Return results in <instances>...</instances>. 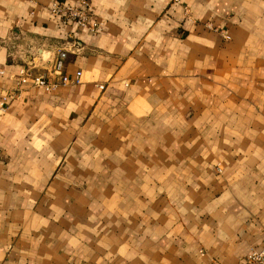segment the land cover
<instances>
[{
  "label": "crops",
  "instance_id": "0c3cea01",
  "mask_svg": "<svg viewBox=\"0 0 264 264\" xmlns=\"http://www.w3.org/2000/svg\"><path fill=\"white\" fill-rule=\"evenodd\" d=\"M50 1L0 0V92L22 67L57 80L59 49L80 71L28 77L0 110V264H240L264 247V0H90L95 34Z\"/></svg>",
  "mask_w": 264,
  "mask_h": 264
},
{
  "label": "built area",
  "instance_id": "2783aa9c",
  "mask_svg": "<svg viewBox=\"0 0 264 264\" xmlns=\"http://www.w3.org/2000/svg\"><path fill=\"white\" fill-rule=\"evenodd\" d=\"M90 0H74L70 3L68 0H52L48 4V11L55 16L59 25L71 26L73 31L83 29L88 33L95 34L101 29V21L91 15ZM223 38H228L225 29H219ZM65 50H57L50 71L57 76V80H47L43 73H31L26 67L19 69L18 78L15 86L5 88L0 92V110H4L10 99H17L21 95L22 85L29 77L32 85H37L45 90H49L58 84L66 82H77L80 71L77 69L72 76L62 72ZM1 71V70H0ZM102 85L99 84V87ZM240 264H264V247H252L239 259Z\"/></svg>",
  "mask_w": 264,
  "mask_h": 264
}]
</instances>
